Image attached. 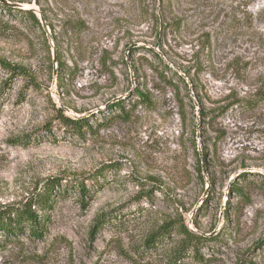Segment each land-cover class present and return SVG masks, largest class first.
I'll list each match as a JSON object with an SVG mask.
<instances>
[{
    "label": "rangeland",
    "instance_id": "rangeland-1",
    "mask_svg": "<svg viewBox=\"0 0 264 264\" xmlns=\"http://www.w3.org/2000/svg\"><path fill=\"white\" fill-rule=\"evenodd\" d=\"M259 97L264 0H0V264H264Z\"/></svg>",
    "mask_w": 264,
    "mask_h": 264
},
{
    "label": "trees",
    "instance_id": "trees-1",
    "mask_svg": "<svg viewBox=\"0 0 264 264\" xmlns=\"http://www.w3.org/2000/svg\"><path fill=\"white\" fill-rule=\"evenodd\" d=\"M28 16L33 20L34 24H38V19L34 14L30 13ZM1 64L5 69L13 71V74L21 75L24 73V70L21 67L13 66L6 61H1ZM257 101H264V97H259ZM120 109L122 108L120 107ZM62 120L63 124L69 129V131L75 132L79 135L84 133L85 127L88 128L87 122L83 118L74 119L62 115ZM97 173H101V171ZM78 189L81 196H85L82 198V201H85L86 196H88L85 183L82 182L78 184ZM235 189L239 191L237 187H235ZM52 197L53 185H48V187H46V189H44V191L26 207L3 210L0 212V231L11 236L15 233L23 234L28 230L29 234L34 238L43 237L45 231L44 226L45 224H48V220L38 214V211L47 212L48 210H52L55 203ZM102 219L103 218L101 217L98 220V223H101ZM99 226L101 227V224ZM179 233L182 235L183 240L181 241L180 248L177 250L178 252L173 255H179L180 257L189 250L196 252L201 244L210 240L205 236L196 234L186 226H183L179 230ZM157 235L158 233L150 236L146 244L155 242L156 240L158 241V239H156Z\"/></svg>",
    "mask_w": 264,
    "mask_h": 264
}]
</instances>
